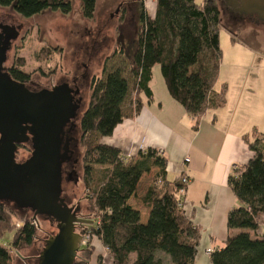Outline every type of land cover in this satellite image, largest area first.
Wrapping results in <instances>:
<instances>
[{
  "label": "trees",
  "instance_id": "1",
  "mask_svg": "<svg viewBox=\"0 0 264 264\" xmlns=\"http://www.w3.org/2000/svg\"><path fill=\"white\" fill-rule=\"evenodd\" d=\"M96 1L80 0L85 19H93ZM153 1L154 16L148 15L141 1L136 20L128 21L135 28L132 54L126 56L118 47L107 57L101 76L91 81L88 106L79 118L83 185L86 191L92 190L87 199L95 219L91 225L78 226L76 232L81 229L96 239L107 257L93 263L95 247L82 246L74 264H194L201 231L179 207L185 206L187 187L180 193L183 175L166 180V159L156 150L126 158L117 148L101 143L122 123L128 105L137 115L142 98H152L150 84L156 65L171 98L197 122L226 104V89L214 91L221 60L217 4L212 0L202 4L196 0ZM0 8L23 19L45 11L68 15L72 9L67 0H0ZM9 74L18 83L29 81L17 68L9 69ZM245 142L253 158L234 169L227 180L238 207L228 213L226 225L236 233L210 254L211 264H264V236L257 235L264 225V135L255 132L253 140L246 136ZM154 169L157 172L140 198L148 210L143 221L131 200L138 195L142 177ZM11 206L0 202V239L12 223L23 222L10 242L19 252L32 245L37 227ZM0 264H12L9 247L1 242Z\"/></svg>",
  "mask_w": 264,
  "mask_h": 264
},
{
  "label": "rangeland",
  "instance_id": "2",
  "mask_svg": "<svg viewBox=\"0 0 264 264\" xmlns=\"http://www.w3.org/2000/svg\"><path fill=\"white\" fill-rule=\"evenodd\" d=\"M71 3V12L62 15L59 12L45 11L30 19H23L14 14L10 9L0 8V23L6 25L21 26L18 38L12 43L11 50L7 53L4 67L8 70L17 68L29 76L26 83L28 87L36 91L50 89L62 83L74 86L78 90L79 110L77 120L73 122V136L75 139V152L77 159L75 167V180L61 183L63 196L68 205L79 203V215L94 220L90 212V202L87 199L91 191H86L83 185L82 158L84 148L80 143L79 118L88 106L90 98V84L94 77H100L102 68L108 56L118 47H121L126 56H130L135 47V28L130 18L136 20L135 12H140V2H145L149 16H154L155 5L150 0H97L93 19H85L81 12L80 0H67ZM207 0H196L202 4ZM221 12V24L219 33V49L221 60L219 74L214 86V91L226 89V104L236 105L239 99V91L244 95L255 92L258 85L264 84V22L248 18L246 16L231 14L228 9V0H212ZM221 67L223 68L221 71ZM153 70L157 72L158 85L164 86L159 66ZM221 72V82L219 75ZM232 72L239 76L234 82H224V77H229ZM234 76V77H236ZM247 76V80H245ZM258 96V94L256 95ZM253 97V96H249ZM248 96H241V110L246 112V105L250 102ZM254 102H258L254 98ZM234 105V106H235ZM241 110L238 114H241ZM259 119L260 116H255ZM264 135L263 132L256 131ZM255 130L248 134L253 140ZM31 155L28 146L20 147L16 160L18 163L26 161ZM99 171L100 167H96ZM147 177L151 180V176ZM171 178V176H169ZM140 183L138 195L148 181ZM138 205V203H133ZM14 206L12 203L10 206ZM11 206V207H12ZM18 210V209H17ZM17 212V211H16ZM25 219L33 220L37 227L36 236L32 245L17 252L12 249L10 242L14 233L23 223H12L11 228L5 229L0 239L2 244L10 249L12 264H24L22 258H30L33 264L37 261L39 253L44 247V242L50 236L57 234L55 224H51L42 217H35L30 210H18ZM13 219L17 214L14 213ZM146 214L143 211L142 218ZM15 221V220H14ZM82 232L78 229L77 232ZM83 233V232H82ZM258 236H264V225L258 231ZM91 243V242H90ZM95 244V252L91 257L94 263L104 252L100 243L92 240ZM18 253V255H16Z\"/></svg>",
  "mask_w": 264,
  "mask_h": 264
},
{
  "label": "crops",
  "instance_id": "3",
  "mask_svg": "<svg viewBox=\"0 0 264 264\" xmlns=\"http://www.w3.org/2000/svg\"><path fill=\"white\" fill-rule=\"evenodd\" d=\"M150 2L155 5L153 0ZM143 5L146 9L145 2ZM236 75L232 72L224 77V82H234L239 77ZM244 78L247 80V76ZM221 79L220 72L219 82ZM157 85V72L153 70L152 98H142L143 106L137 115H133L128 105L122 123L111 136L102 138L101 143L117 148L126 158H136L147 149L156 150L166 159V180L173 181L180 175L189 178L184 211L201 231L194 264H211L210 255L205 251L221 249L229 235L236 233L229 232L226 225L228 213L238 207L227 180L234 169L253 158L245 137L252 130L264 133V84L258 85L250 95H244L245 89L240 90L235 106L228 101L223 108L207 112L198 122L171 98L165 83L158 90ZM241 96H253L249 97L246 112L241 110ZM254 98L259 101L254 102ZM255 116H260V121ZM185 159L189 162L185 163ZM153 171L151 179L157 169ZM148 176L144 175L140 183L148 180ZM150 183L148 180L139 195L131 200V204L138 203L134 206L141 217L145 212L143 221L148 210L141 205L140 198Z\"/></svg>",
  "mask_w": 264,
  "mask_h": 264
},
{
  "label": "water",
  "instance_id": "4",
  "mask_svg": "<svg viewBox=\"0 0 264 264\" xmlns=\"http://www.w3.org/2000/svg\"><path fill=\"white\" fill-rule=\"evenodd\" d=\"M241 16L264 22V0H228ZM21 27L0 24V202L56 223L57 234L44 242L36 264H74L81 235L76 225L92 221L78 217L61 198L62 165L68 161L67 128L79 110L78 90L62 83L32 91L14 81L4 64ZM29 144L31 156L16 162L18 146Z\"/></svg>",
  "mask_w": 264,
  "mask_h": 264
},
{
  "label": "flooded vegetation",
  "instance_id": "5",
  "mask_svg": "<svg viewBox=\"0 0 264 264\" xmlns=\"http://www.w3.org/2000/svg\"><path fill=\"white\" fill-rule=\"evenodd\" d=\"M228 9H229V11H230L231 14H234L235 16L238 15L229 6H228ZM246 17H248V18H255V20H258V18L256 16H246ZM236 18H237V16L235 18H233V19H236ZM0 24H2V23H0ZM2 25H6V24H2ZM9 26L21 27V26H14V25H9ZM6 70H7L8 74H9V70L7 68H6ZM70 88L73 89V90L76 89L75 88V85L74 86H70ZM29 89L32 90V91H36L35 89H33L31 87H29ZM77 99H78V97H77ZM73 131H74L73 128H67V130L65 131V136H66L67 140L69 141L68 142V146H67L68 153H69L68 154L69 159H68V161H66V163H64L62 165V174H61V176H62V182H63V180L65 182L74 181L75 178H76L75 177V167H76L77 159H75V156H76L75 150H76V148H75V145H74L75 139H74V136H73ZM22 146H28L29 149H30V152H31V148H30V145L29 144H21V145H19L17 152L19 151L20 147H22ZM16 156H17V153H16ZM16 162H17V160H16ZM23 162H25V161H23ZM23 162H21V163H23ZM62 193H63V191H62ZM61 198L64 201V203L67 205L68 208H71V209L74 210V209H76L77 206H79V203H77L75 205H68V203H67L68 200H66V198H64L63 194L61 195ZM79 211H80V206H79ZM79 211L77 212L78 217L83 218V219H86V218H84V217H82V216L79 215ZM31 212L33 213L34 218L35 217H38V216H35V212H33V211H31ZM86 220H88V219H86ZM51 224H55L56 225V223H54V222L51 223ZM78 226L80 227V226H83V225H81V224L80 225H76V228H79ZM21 260H23L24 264H33V261H31L30 258H22ZM36 260H37V257H36ZM36 263H37V261L34 264H36Z\"/></svg>",
  "mask_w": 264,
  "mask_h": 264
},
{
  "label": "built area",
  "instance_id": "6",
  "mask_svg": "<svg viewBox=\"0 0 264 264\" xmlns=\"http://www.w3.org/2000/svg\"><path fill=\"white\" fill-rule=\"evenodd\" d=\"M144 152V151H143ZM189 162V160L188 159H185V163H188ZM189 178L186 176V175H183V177H182V179H181V184H182V186H183V188L180 190V193L181 194H183L184 192H185V187H187L188 186V184H189ZM179 207L180 208H182V209H184V205H182V204H180L179 205ZM92 240H95L94 238H91L90 237V235L89 234H86V233H83L82 235H81V245H80V249H81V247L82 246H88V245H90V246H94L95 244L93 243L92 244ZM97 241V240H96ZM91 242V243H90ZM103 248V247H102ZM103 252H104V254L101 256L102 257V259L103 260H105L106 259V257H107V255H106V251H105V249L103 248ZM213 252V250H211V249H207L206 251H205V254L206 255H210L211 253ZM100 257V258H101Z\"/></svg>",
  "mask_w": 264,
  "mask_h": 264
}]
</instances>
